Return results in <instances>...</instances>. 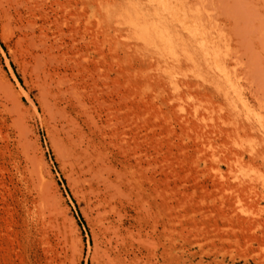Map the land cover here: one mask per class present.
<instances>
[{
  "label": "rangeland",
  "instance_id": "rangeland-1",
  "mask_svg": "<svg viewBox=\"0 0 264 264\" xmlns=\"http://www.w3.org/2000/svg\"><path fill=\"white\" fill-rule=\"evenodd\" d=\"M139 1L146 11L150 2ZM191 1L207 27V45L212 41L221 50L219 61L224 55L229 69H238L237 98L218 82L208 60H176L162 48L159 55L146 50L144 57H128L122 41H133L126 34L131 28L112 23L104 36L98 18L88 24V1L83 6V0H0V116H7L1 107L6 86L12 115L17 106L24 115L29 149L41 162L57 223L42 232L26 220L27 193L12 163L15 130L3 125L0 264H45L50 257L55 264H96V249L126 229L134 234L127 244L140 264H150V234L156 264H264V0ZM249 65L252 70L244 71ZM62 76L79 88L84 110L58 92ZM215 80L231 90L236 106L224 100L230 98L225 87L217 93ZM42 81L56 110L77 117L80 109L74 129L89 142L92 164L102 172L96 175L105 180L68 166L58 145L66 136L63 118L47 123L42 117ZM108 180L121 191L106 188Z\"/></svg>",
  "mask_w": 264,
  "mask_h": 264
},
{
  "label": "bare ground",
  "instance_id": "bare-ground-1",
  "mask_svg": "<svg viewBox=\"0 0 264 264\" xmlns=\"http://www.w3.org/2000/svg\"><path fill=\"white\" fill-rule=\"evenodd\" d=\"M87 1H88V5L90 7L93 8V6H94L95 8L99 9V10H95V8L90 9L92 11V13L87 14V17H86L88 19L87 20L88 24H90V19H93L94 17L98 18L97 24H98V26L103 27L104 36H107L110 34V30L112 29L110 27V25L112 23H115L116 26L127 25L129 27V29L131 28V30L128 29L129 31L126 34L128 37L133 36L134 37L133 41H131V42L122 41V45L124 47H126L125 50H127V56L128 57L130 55H132V53H134V54L136 53L137 55L144 57L146 50H147L146 52L150 51L149 55L151 52L158 54L157 50L162 48V49H165V51H167L165 53L170 54L176 60H181L180 59L181 55L184 56V58L188 62H191L192 64L199 63L198 62L199 59L208 60L209 62L208 61H206V62H208L209 67H211L212 70H214V74L216 76H218V77H216L217 80L221 79L220 82L223 83V84H221V83L220 84L221 85L227 84L229 89L231 87L232 91H233V88L236 87V82H239L240 77L236 74V72L238 73V71H237L238 69L236 68V70H234V71H233V69L231 70V65H230V69H229L228 66L230 63L228 65H226L224 63V61H223L224 55H223L222 61H219V58H220L219 53L221 52V50H219L220 48L216 49L215 47H213L211 44L212 41H211L210 45H207V42L209 43V40H210L208 38V35H207L208 33L206 32L207 27L204 26L205 24L203 25V23H202V22H204L203 20H202V22H200L201 20L199 21L200 17H198V16L201 15L200 14V12H201L200 8H198V6L193 4V2L191 0H146V1L150 2V6L148 7V9H146V11H143V8L140 7V1L139 0H134L135 2H133L130 5H128V2H130L131 0H127L128 2H126V3L124 2L126 0H119L118 2L111 1V0H93V1L85 0V2H84V0H83V6L85 5V3ZM190 2H192V4ZM4 12H6V11H4ZM8 14H7V16H8ZM4 15H5V13H4ZM190 15H191V17H193L194 20H189V21L187 20ZM7 16L5 15V17H7ZM201 17H203V16H201ZM96 18H94V19L96 20ZM197 18H199V19H197ZM178 25H180L181 28H179ZM209 28H211V27H209ZM116 29H119V27H117ZM217 30L220 31L219 29H217ZM208 31H210V29ZM217 33H219V32H217ZM126 34H125V36H126ZM211 34L213 35V33H211ZM211 34H210V36H211ZM119 35H121V34L119 33ZM220 36H222V35H220ZM212 38H214V36ZM215 44H217L216 41H215ZM219 45L223 46L221 43ZM224 45H227V44L224 43ZM159 46H162V47L159 48ZM217 46L218 45H216V47ZM178 51L180 53H178ZM224 52L226 53L225 50H224ZM228 53H230V52H228ZM167 57H168V55H167ZM230 58H231V56H230ZM162 60H164V59H162ZM228 60L229 59H227V61ZM165 61H167V59ZM234 63H235V61H234ZM236 63H237V61H236ZM240 63H239V66H240ZM243 65H245V62L243 63ZM191 67H192V65H191ZM250 67H251L250 65H249V67L246 66V68L244 67L243 70L245 71V69H246L248 71V69ZM174 70H176V69H174ZM243 70H240V71H243ZM251 70H252V67H251ZM249 71H250V69H249ZM241 73H242V75H244L243 72H241ZM215 75H214V77H215ZM239 75H240V73H239ZM237 76L239 77L238 81H236V79L238 78ZM244 77H242V80ZM234 78H236V79H234ZM205 82H207V81H204V83ZM211 82H213V81H211ZM215 82H216V80H215ZM218 82H219V80H218ZM218 82H216L217 87H215V89L218 90L217 93L221 91V90L219 91V89H218L219 87H222V89L225 87V86L223 87L221 85L218 86L219 85ZM57 84H58V92L60 94H63L64 96H69L70 98H72L73 103H75V101H76V106H78V108L80 107V109L84 110L83 108L86 107V104H85V101L83 99L81 92L79 91V88L76 85L67 83V79L65 78V76L59 77V79L57 80ZM228 87L224 88V89H227V93L225 92L226 94H229L231 92V90H230V92L228 91ZM47 88H48V82L42 81L40 83V92L43 95L42 106L44 109V114H43L44 116H42V117H43L44 122H47V123H49L50 120L52 118H54L56 115H60L63 118L64 122L61 123L62 124L61 129L63 131L65 130L66 136L65 137H59V144L58 145L62 151V154H64L63 157L65 156L68 159V160H66L69 164L68 166H71L70 169H74V171H75V168H77V166L82 168V169L84 168L87 170V172H90V174H93V177L92 176H90V177L94 178L96 176L97 178L98 177L101 178V176H97V175L98 174L102 175V172L99 169H97V167H96V169H97L96 170L94 168V164H92L93 160H92V157L90 155L91 151L89 148V146H90L89 142H88V144L85 143L86 141L83 140L84 137H82V135L80 134L78 129H74V125L76 124L78 114H80V112H81L80 109L76 110V114H77L76 116L77 117H72V115H71L72 111H66V109H57L56 110L48 98L47 94H49L50 91ZM1 89H2L1 92H3L4 90L5 91L7 90L6 93L3 92V93H5L4 96L6 97L5 100L7 99V102L6 101L1 102V107H3V110L5 111L7 116H4V117L0 116V130L2 129L3 125L8 126V128H10L11 130H12V128H13V130H15V132L13 134L14 137L12 139V155H13L12 157H14V158H12L13 159L12 163H13V167L15 170V174L18 177V181L20 182V184L23 186V188L25 189V191L27 193L24 195V199H23L24 209H25L26 215H27L26 220L31 223V226L33 225L34 228H36L37 230L39 229V231L43 232V230L46 228V226L54 225L57 227V223H55L56 219H54V217L52 216L53 215V213H52L53 209L51 207L52 203H50L49 195L47 192V180H46V178L42 172L43 170L40 168L41 167L40 160H38L37 157L34 154H32L30 149H29V144H28L29 142H28V139H27L26 134H25V131H26L25 123H24L23 118H22V116H24V115H22V111H21L20 107L17 106L16 115H12V106H9V103H10V105H12V101L10 99V97L12 96L11 89L9 88V90H8V88L6 86H4V87L1 86ZM238 90H240V89L237 88V91ZM241 91H243V90H241ZM234 93H236V91H233V93L231 92V95L233 94V97L235 98ZM226 94L223 93L222 96L227 97L228 95H226ZM238 94H239V91H238ZM238 94L236 95V98H237V96H239ZM242 94H243V92H242ZM242 94L240 93V95H242ZM231 95L228 96L230 98L224 99L226 101L231 100V103L229 101L228 102L229 104H227V105H233V102H232L233 98H231ZM241 97H243V96H240L239 99ZM198 98L201 99L200 97H198ZM240 100L243 103V99L241 98ZM245 100L246 99H244V102H245ZM237 102L240 103V101H238V100L236 101V103ZM194 103H195V100H194ZM196 104H197V102H196ZM222 104H223V102H222ZM247 104L249 106V103H247ZM200 105H201V103H200ZM236 105L234 104L233 106H236ZM207 107L208 106L206 105V108ZM201 108H203V110H204L205 106L201 107ZM214 108H217V107H214ZM207 109H209V108H207ZM210 109H211V107H210ZM246 110H247V108H246ZM246 110H245V112H248ZM190 112H192V111H190ZM214 112H215V109H214ZM217 112H219V111H216V113ZM197 114H198V112H197ZM202 114H203V112H202ZM202 114L200 117H202ZM235 114H237V113H235ZM209 118H210V116H209ZM218 121H220V120H218ZM238 121L240 122L241 120H238ZM238 121H237V123H238ZM220 122H222V121H220ZM195 123H197V122H195ZM211 123H212V121H211ZM217 123H219V122H217ZM234 123H235V121H234ZM195 126H196V124H195ZM240 126H241V124H240ZM240 126H239V128H240ZM198 127H199V125L197 126V129H198ZM216 127H218V126H216ZM241 129H242V127H241ZM199 130H200V128H199ZM201 130H200V133H202ZM197 131L198 130H196V133H197ZM215 131H218V130H215ZM211 132H213L212 129H211ZM238 132H240V131H238ZM7 134H9V133H7ZM225 134H226V132H225ZM227 135H228V133H227ZM245 136H246V134H245ZM229 139L230 138L228 137V140ZM199 140H201V138H199ZM231 140L235 141V139L234 138L232 139V137H231ZM207 145H208V143L205 146L206 148H207ZM213 145H212V148H213ZM215 146H216V144H215ZM203 149H204V151L206 150L204 147L202 148V150ZM214 149H215V147H214ZM8 150L10 151V149H8ZM207 150H209V149L207 148ZM210 152H212V151L210 150ZM14 153H16L15 156H14ZM212 154H213V152H212ZM209 155H210V153H209ZM237 159H239V158H237ZM64 164H66V163H64ZM98 168H99V166H98ZM80 171L82 172V170H80ZM97 171H99V172H97ZM84 178H86V177H84ZM101 179L105 180L106 177L104 179L103 178H101ZM74 180L77 181L76 179H74ZM79 180H80V178H79ZM83 180L84 179L82 177V180H80V181H83ZM131 181H132L134 187H136V186H138V188L141 187L140 183H138L139 180L136 177L134 178L132 176ZM77 182H79V181H77ZM113 183H114V181H113ZM113 183L110 184V182L108 180V183H107L108 186H106V183H105L106 188L112 186L113 190H116V193L120 192L121 191L120 186H118L115 183L113 184ZM138 197H139V195H138ZM149 209H151L150 204H149V208H148V206L145 207V210H147L148 213L150 211ZM109 227H112V226H110V224H109L107 229ZM152 232H153V230H152ZM133 235L134 234L132 233V231L128 230V232H127V229H126L125 233L123 231L122 232L118 231L116 233V239L115 240H112L110 238L108 240V243H106L105 245L100 246L96 249V252H95L96 264H140V261H141L140 255H138L136 251H131L129 249V245L127 244V239L130 236L132 237ZM147 236L151 237V239L150 238L148 239V241L150 242V245H151L150 255L152 256V257H150L149 262H150V264H156V262L154 260L155 259L154 236H153V234H150ZM45 243H46V241H45ZM58 256H60V252L56 253L57 258H58ZM53 259H54L53 257L46 259L45 264H55V262H57V260H55V259L53 260Z\"/></svg>",
  "mask_w": 264,
  "mask_h": 264
}]
</instances>
